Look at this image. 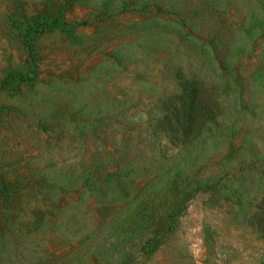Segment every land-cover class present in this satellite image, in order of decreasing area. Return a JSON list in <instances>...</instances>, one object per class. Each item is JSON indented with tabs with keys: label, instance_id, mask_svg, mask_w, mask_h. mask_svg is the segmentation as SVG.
<instances>
[{
	"label": "rangeland",
	"instance_id": "obj_1",
	"mask_svg": "<svg viewBox=\"0 0 264 264\" xmlns=\"http://www.w3.org/2000/svg\"><path fill=\"white\" fill-rule=\"evenodd\" d=\"M263 199L264 0H0V264H264Z\"/></svg>",
	"mask_w": 264,
	"mask_h": 264
},
{
	"label": "trees",
	"instance_id": "obj_2",
	"mask_svg": "<svg viewBox=\"0 0 264 264\" xmlns=\"http://www.w3.org/2000/svg\"><path fill=\"white\" fill-rule=\"evenodd\" d=\"M170 102L172 110L160 122L169 139L185 144L195 138L207 123L215 120L213 109L207 107V101L191 86L184 93L173 97ZM256 216H259V222L264 229V199Z\"/></svg>",
	"mask_w": 264,
	"mask_h": 264
}]
</instances>
